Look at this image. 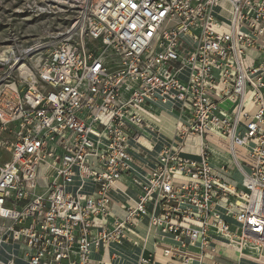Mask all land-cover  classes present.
<instances>
[{
	"label": "built area",
	"instance_id": "built-area-1",
	"mask_svg": "<svg viewBox=\"0 0 264 264\" xmlns=\"http://www.w3.org/2000/svg\"><path fill=\"white\" fill-rule=\"evenodd\" d=\"M62 7L70 23L0 59V264H92L94 249L125 240L146 250L144 222L176 242L164 249L172 260L202 262L219 238L262 261L264 0ZM164 112L173 135L139 170L132 144L159 131ZM189 136L201 139L199 159L183 154ZM214 137L229 143L241 181L213 169ZM124 179L137 194L120 216Z\"/></svg>",
	"mask_w": 264,
	"mask_h": 264
},
{
	"label": "crops",
	"instance_id": "crops-1",
	"mask_svg": "<svg viewBox=\"0 0 264 264\" xmlns=\"http://www.w3.org/2000/svg\"><path fill=\"white\" fill-rule=\"evenodd\" d=\"M163 108L168 109L169 107L164 106ZM174 120L175 118L173 114L164 112L162 121L157 123L159 131H148L147 135L143 136L141 144H132L131 154L134 159L135 168H138L139 170L142 169V171H149L155 167L159 152L166 144L169 143V140L173 135ZM195 138L199 137L189 136L187 138L186 144L183 146V152L189 157L199 159V153L194 156L192 153L188 152L197 150V146L194 145L196 141L189 143L190 139ZM208 146L211 151L210 161L213 169L218 171L221 176L227 179L241 181L242 174L238 172L240 170L238 169L236 163L232 166V161L235 162V160L229 143L223 142L214 137L213 139H209ZM235 150L238 160L241 163L246 164L240 159L238 153L239 150L242 151L244 156L247 158L245 148L236 146ZM126 181L127 180L124 179L123 181L118 182V192L114 191L113 193L115 200L120 204H116L113 210L120 216L123 215V210L120 206L122 203L128 202L127 195L135 198L137 194ZM137 232L145 239L144 243L146 250L144 254L145 256L152 257V264H186L180 259L172 260L171 257L164 255V249L167 246L170 244H176L171 236L162 234L153 228L148 231V227L145 222L139 225ZM212 243L216 247L215 252L207 251V254L203 257L202 262L194 259L187 264H264V259L262 261H256L245 254H241L237 248L229 246L219 238L212 240ZM190 249L195 253L200 252V249L196 246H192ZM142 252V248L134 246L130 241L125 240L122 243H111L106 248L103 247L99 250L94 249L91 254V259L92 264H100L101 261L108 260H111L113 264H140L139 261ZM151 253L152 255H150Z\"/></svg>",
	"mask_w": 264,
	"mask_h": 264
},
{
	"label": "rangeland",
	"instance_id": "rangeland-1",
	"mask_svg": "<svg viewBox=\"0 0 264 264\" xmlns=\"http://www.w3.org/2000/svg\"><path fill=\"white\" fill-rule=\"evenodd\" d=\"M62 5L63 0H0V59L11 60L39 38L70 23L73 13L63 12ZM250 63L246 61L247 65ZM0 68L3 72L8 64ZM238 153L248 165L250 160L242 151ZM18 264L25 263L18 261Z\"/></svg>",
	"mask_w": 264,
	"mask_h": 264
},
{
	"label": "bare ground",
	"instance_id": "bare-ground-1",
	"mask_svg": "<svg viewBox=\"0 0 264 264\" xmlns=\"http://www.w3.org/2000/svg\"><path fill=\"white\" fill-rule=\"evenodd\" d=\"M24 67H21L20 68V72L22 73V74H24V69H23ZM214 129L215 130H218L217 129V127H214ZM196 141V142H195ZM200 141H201V139L200 138H195V139H190L189 140V143H193V142H195V144L194 145H196L197 146V150H193V151H188V152H190V153H192V155H197L198 153L200 154V152H201V147H200ZM144 142H146V141H144ZM189 143H188V145H189ZM183 154H184V152H183ZM185 155V154H184ZM187 156V155H186ZM232 166H234L235 165V162L234 161H232ZM238 172H240V171H238ZM241 173V172H240ZM242 174V173H241ZM145 252V250H143V253Z\"/></svg>",
	"mask_w": 264,
	"mask_h": 264
}]
</instances>
